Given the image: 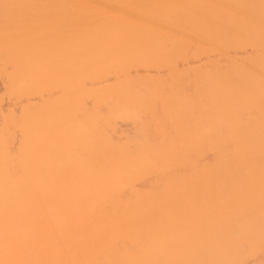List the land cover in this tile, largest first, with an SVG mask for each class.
I'll return each mask as SVG.
<instances>
[{
  "label": "bare ground",
  "instance_id": "6f19581e",
  "mask_svg": "<svg viewBox=\"0 0 264 264\" xmlns=\"http://www.w3.org/2000/svg\"><path fill=\"white\" fill-rule=\"evenodd\" d=\"M0 264H264V0H0Z\"/></svg>",
  "mask_w": 264,
  "mask_h": 264
}]
</instances>
